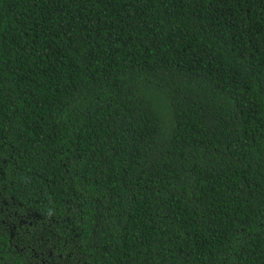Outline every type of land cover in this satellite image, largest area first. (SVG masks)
<instances>
[{
	"label": "trees",
	"instance_id": "16d2710c",
	"mask_svg": "<svg viewBox=\"0 0 264 264\" xmlns=\"http://www.w3.org/2000/svg\"><path fill=\"white\" fill-rule=\"evenodd\" d=\"M0 264H264V0H0Z\"/></svg>",
	"mask_w": 264,
	"mask_h": 264
}]
</instances>
